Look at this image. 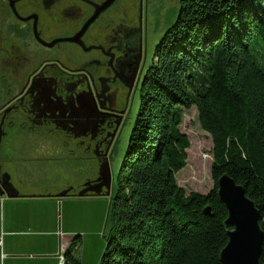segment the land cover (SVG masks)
<instances>
[{
    "label": "trees",
    "instance_id": "1",
    "mask_svg": "<svg viewBox=\"0 0 264 264\" xmlns=\"http://www.w3.org/2000/svg\"><path fill=\"white\" fill-rule=\"evenodd\" d=\"M180 3L145 82L97 264H223L232 230L218 193L224 175L246 190L264 231V0ZM193 108L213 143L207 194L177 181ZM65 264H81L73 248Z\"/></svg>",
    "mask_w": 264,
    "mask_h": 264
},
{
    "label": "flooded vegetation",
    "instance_id": "2",
    "mask_svg": "<svg viewBox=\"0 0 264 264\" xmlns=\"http://www.w3.org/2000/svg\"><path fill=\"white\" fill-rule=\"evenodd\" d=\"M107 1L0 0V155L6 139L41 157L57 153L58 144L74 145L80 159L94 164L82 185L67 188L74 197L99 178L98 164L110 162L131 98L141 104L152 67L146 68L143 0H117L101 10ZM9 161L0 159L5 186Z\"/></svg>",
    "mask_w": 264,
    "mask_h": 264
},
{
    "label": "crops",
    "instance_id": "3",
    "mask_svg": "<svg viewBox=\"0 0 264 264\" xmlns=\"http://www.w3.org/2000/svg\"><path fill=\"white\" fill-rule=\"evenodd\" d=\"M19 160H10L5 174L7 188L12 184L18 196H0V264H62L61 257L65 258L70 248L81 264H97L110 199L70 193L60 198L68 189H26L21 186L26 175L12 168V164L22 162ZM19 182L21 188L17 187Z\"/></svg>",
    "mask_w": 264,
    "mask_h": 264
},
{
    "label": "rangeland",
    "instance_id": "4",
    "mask_svg": "<svg viewBox=\"0 0 264 264\" xmlns=\"http://www.w3.org/2000/svg\"><path fill=\"white\" fill-rule=\"evenodd\" d=\"M181 0H143V23L148 33V56L146 68L148 69L154 62L156 49L167 31L176 23L180 9ZM139 2L132 8V14L137 18L139 16ZM4 84H0V94L3 91ZM138 96H132L130 105V116L127 124L124 126L116 146L111 154L110 166L112 172V194L111 199L117 192L118 179L124 167V158L126 156L130 137L135 126V120L140 108ZM183 133L187 134L191 148L188 150L187 167L183 169L177 176L180 187L184 188L188 194L192 192L207 194L214 188V180L212 178V138L206 133L199 123L198 112L196 108L186 111L184 115L183 125L181 127ZM9 139H6V152L0 155L2 161L21 159L20 163L12 164V168L17 173L26 175L24 185L17 183V187L21 186L26 189H34L35 187H46L50 190L62 191L69 186L78 187L84 179L93 175V162L80 159L81 151L74 145L69 148L60 146L56 147L57 153L48 155L31 156L28 146L21 141L14 140L10 145ZM75 149L77 152L74 158L69 151ZM15 162V161H14ZM101 165L98 164L97 173L100 174ZM22 180L21 178H19ZM21 185V186H20ZM36 191V189H34ZM64 191V190H63ZM62 193V192H61ZM111 208V205H110ZM109 208V212H110ZM61 216L62 208L59 210ZM106 220V219H105ZM104 234L109 232L108 220L105 221Z\"/></svg>",
    "mask_w": 264,
    "mask_h": 264
},
{
    "label": "water",
    "instance_id": "5",
    "mask_svg": "<svg viewBox=\"0 0 264 264\" xmlns=\"http://www.w3.org/2000/svg\"><path fill=\"white\" fill-rule=\"evenodd\" d=\"M116 1L108 0L101 10L107 9ZM101 181H104V183L100 184ZM112 182L111 166L109 159H107L106 164H102L100 167L99 178L95 182L88 183L79 194V197H85L94 192L96 196L109 198L112 194ZM91 184L93 186L89 188ZM97 186L101 187L98 191L94 190ZM103 186L106 187V194L102 192ZM218 186L220 199L229 212L226 225L232 229L229 231V243L221 254L223 264H259L264 246V231L260 225V212L247 197L246 190L242 186L237 185L229 176L224 175L219 180ZM0 189V196L7 195L10 198L18 196L12 184H9V188H7L0 182ZM67 195L68 192H65L59 197L63 198Z\"/></svg>",
    "mask_w": 264,
    "mask_h": 264
},
{
    "label": "bare ground",
    "instance_id": "6",
    "mask_svg": "<svg viewBox=\"0 0 264 264\" xmlns=\"http://www.w3.org/2000/svg\"><path fill=\"white\" fill-rule=\"evenodd\" d=\"M61 259H62V264H65V258L61 257Z\"/></svg>",
    "mask_w": 264,
    "mask_h": 264
}]
</instances>
